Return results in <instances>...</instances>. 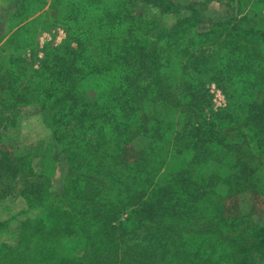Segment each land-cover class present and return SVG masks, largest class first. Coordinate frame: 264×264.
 <instances>
[{"label":"trees","instance_id":"trees-1","mask_svg":"<svg viewBox=\"0 0 264 264\" xmlns=\"http://www.w3.org/2000/svg\"><path fill=\"white\" fill-rule=\"evenodd\" d=\"M229 1L243 16L195 35L202 2L52 0L67 6L55 21L67 39L45 45L40 68L30 72L34 83L16 68L17 51L0 62V106L49 107L68 170L53 195L28 155L0 149V199L15 192L43 209L22 222L17 247L4 245L0 264H264V225L236 204L257 158L264 162V28L244 14L247 2ZM32 2L22 0L20 14ZM141 3L190 15L164 29L156 15L137 11ZM10 42L23 47L16 37ZM173 52L179 86L169 81ZM210 81L223 86L225 110L212 108ZM177 115L186 124L174 137L163 117ZM144 132L153 147L129 162L125 149ZM224 140L225 150L215 145ZM172 147L194 159L164 181L158 175Z\"/></svg>","mask_w":264,"mask_h":264},{"label":"rangeland","instance_id":"rangeland-1","mask_svg":"<svg viewBox=\"0 0 264 264\" xmlns=\"http://www.w3.org/2000/svg\"><path fill=\"white\" fill-rule=\"evenodd\" d=\"M175 1L182 6H187L191 2L205 3L204 5L201 3L197 6L201 9L203 21L195 27V35L211 30L213 24L217 22H225L227 19H236L243 16V13L238 14L239 4L237 1L232 3L229 0ZM243 1L247 2L244 6V14H248L249 19L255 18L258 26L264 28V0H260V2L258 0ZM21 3L22 0H0V62L4 63L8 60V55L17 51L18 54L15 55L19 57L20 61H17L19 65L17 64L18 67L16 68L28 71V74L25 76V81L31 80L34 83L33 78H30V72L40 68V59L44 56L43 49L45 45H61L67 39V27L64 26L62 20L61 22H55L61 19V15L67 6L59 5L55 7L52 4V0H33L32 3H28L29 6H26V12L22 15L19 12L22 8L20 6ZM137 11L156 15V18L162 23L160 26L164 29H170L177 21L190 15L188 8L164 14L160 13L157 7L147 6L142 3L137 6ZM18 12L20 15H18ZM57 16L59 18H56ZM13 37L23 41V47L17 49L10 42ZM25 59H27V62ZM169 59H171L168 62V67L170 66L169 81L172 82L173 86H179V58L173 52ZM245 81H249V79L246 78ZM86 84L88 90L94 89L95 87L93 81L91 83L86 82ZM206 87L208 88L207 92L211 97L210 102L214 111L225 110L228 105V100L223 86L221 87L219 83L210 81ZM148 97H152V94L149 93ZM51 115L52 111L49 107H43L42 104L36 102L14 105L11 111L0 106V149L8 150L12 155H28L31 168L36 173L35 175L48 177L50 179L49 192L53 195H58L61 192L66 177V170H68V160L66 154L63 153L62 144L55 141L53 137L54 128ZM167 123L174 125L175 129L173 132L175 131L176 133L173 136L175 137L178 132L185 128L186 121L179 115L173 117V119L163 117L164 128ZM222 128L225 131V123L222 124ZM189 131V128L186 127V135H190ZM150 133H153V131ZM152 141L153 136H147L145 132L140 133L127 145L125 149L126 159L129 162H133L138 151L144 148L149 150L153 147V145L148 147ZM163 141L160 144L164 147V152L168 153L167 149L169 147L167 143L169 138L164 137ZM173 145L175 146L174 142ZM215 145L223 148L225 140L223 145L218 143H215ZM156 152L159 151L157 150ZM193 152L195 151L193 150ZM153 157H156V154ZM192 159L194 157L189 159V156L183 153L176 156L175 149L173 150L172 147V150L169 151L168 165L162 168L164 173H159L158 176L160 178L158 179L166 181L171 176V174L169 175L170 171L179 169L183 163L188 160L191 161ZM176 163L179 164L176 166L174 165ZM255 175L256 177H254ZM252 176H249V180L244 183L242 193L238 194L236 204L240 206L241 212L247 213L248 219L253 220L259 225H264V162L259 158H257V167H255ZM40 181H42V178ZM42 210L41 206L31 207L23 196L15 192L5 198H1L0 252L4 245H10L14 248L17 247L19 244L18 233L22 222L27 217H36L41 214ZM142 233L144 234V231ZM119 256L125 260H129V255H124L122 250ZM10 257L11 255L7 256V259Z\"/></svg>","mask_w":264,"mask_h":264}]
</instances>
